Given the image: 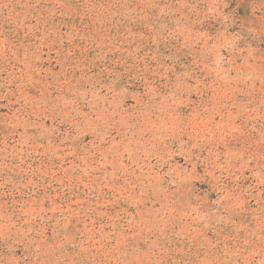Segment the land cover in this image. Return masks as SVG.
Wrapping results in <instances>:
<instances>
[{"label":"rangeland","instance_id":"1","mask_svg":"<svg viewBox=\"0 0 264 264\" xmlns=\"http://www.w3.org/2000/svg\"><path fill=\"white\" fill-rule=\"evenodd\" d=\"M0 264H264V0H0Z\"/></svg>","mask_w":264,"mask_h":264}]
</instances>
